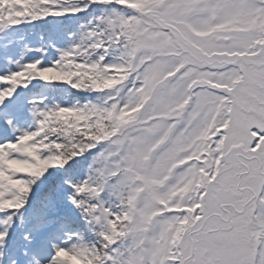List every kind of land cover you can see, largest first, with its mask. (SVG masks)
Masks as SVG:
<instances>
[{"label": "snow or ice", "instance_id": "1", "mask_svg": "<svg viewBox=\"0 0 264 264\" xmlns=\"http://www.w3.org/2000/svg\"><path fill=\"white\" fill-rule=\"evenodd\" d=\"M0 264H264V0H0Z\"/></svg>", "mask_w": 264, "mask_h": 264}]
</instances>
